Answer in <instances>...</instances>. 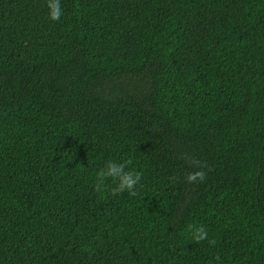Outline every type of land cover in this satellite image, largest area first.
<instances>
[{
    "label": "trees",
    "instance_id": "obj_1",
    "mask_svg": "<svg viewBox=\"0 0 264 264\" xmlns=\"http://www.w3.org/2000/svg\"><path fill=\"white\" fill-rule=\"evenodd\" d=\"M61 4L0 0V264H264V0Z\"/></svg>",
    "mask_w": 264,
    "mask_h": 264
},
{
    "label": "clouds",
    "instance_id": "obj_2",
    "mask_svg": "<svg viewBox=\"0 0 264 264\" xmlns=\"http://www.w3.org/2000/svg\"><path fill=\"white\" fill-rule=\"evenodd\" d=\"M45 6L48 9V18L51 21L58 22L63 15V7L61 0H45ZM131 160H125L123 162H117L109 160L101 167L95 174L94 190L99 193H103L107 184V181H111L114 185L110 188L112 195H118L125 191L130 196H136V186L141 183L142 173L129 169ZM198 170L189 172L185 180L189 184L203 182L206 179L207 173L203 170L206 165H201L196 162ZM173 180L176 178L173 177ZM188 230L191 233V239L193 242L199 243L208 238V232L203 225L191 224L188 226ZM210 245H215V239L208 240Z\"/></svg>",
    "mask_w": 264,
    "mask_h": 264
}]
</instances>
